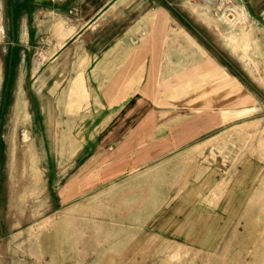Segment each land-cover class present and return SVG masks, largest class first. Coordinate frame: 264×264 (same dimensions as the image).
<instances>
[{"label":"crops","instance_id":"obj_1","mask_svg":"<svg viewBox=\"0 0 264 264\" xmlns=\"http://www.w3.org/2000/svg\"><path fill=\"white\" fill-rule=\"evenodd\" d=\"M173 1L4 0V62L25 66L31 110L59 129L55 222L67 238L100 222L121 249L147 235L190 244L220 222L208 209L232 167L226 113L242 111L241 90L258 108L264 68L248 90L215 50L235 46L240 24L207 15L199 28Z\"/></svg>","mask_w":264,"mask_h":264},{"label":"rangeland","instance_id":"obj_2","mask_svg":"<svg viewBox=\"0 0 264 264\" xmlns=\"http://www.w3.org/2000/svg\"><path fill=\"white\" fill-rule=\"evenodd\" d=\"M4 6L0 0V264H264V88L257 89L258 108L244 107L253 101L241 90L242 111L226 113L222 163L232 167L220 207L211 203L208 209L220 216L219 224L210 218L208 235L193 233L190 244L147 235L121 249L109 226L96 222L88 225L85 238L75 240L73 233L67 238L55 222L63 194L55 159L59 129L44 126L43 114L31 110L25 66L16 72L4 62ZM171 6L197 20L199 28L207 15L225 27L246 15L245 7L263 13L243 14L235 46L215 49L240 69L243 85L256 91L250 74L258 62L264 68V0H175Z\"/></svg>","mask_w":264,"mask_h":264},{"label":"bare ground","instance_id":"obj_3","mask_svg":"<svg viewBox=\"0 0 264 264\" xmlns=\"http://www.w3.org/2000/svg\"><path fill=\"white\" fill-rule=\"evenodd\" d=\"M243 14L244 13H241L240 16L235 17V20L233 22H229L228 21V23H230V24H232L234 26H236L238 23L240 24L242 22V20L245 18L244 16H246L245 14L243 16Z\"/></svg>","mask_w":264,"mask_h":264}]
</instances>
